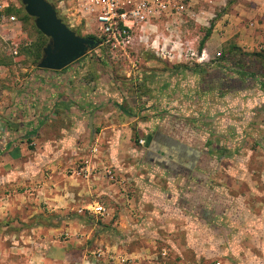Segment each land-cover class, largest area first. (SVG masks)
I'll return each mask as SVG.
<instances>
[{
  "label": "crops",
  "instance_id": "1",
  "mask_svg": "<svg viewBox=\"0 0 264 264\" xmlns=\"http://www.w3.org/2000/svg\"><path fill=\"white\" fill-rule=\"evenodd\" d=\"M187 2L197 16L199 25L205 26L209 20L214 21L204 48V52H208L209 63L213 48L229 50L236 47L245 53L264 54V0ZM6 14L16 17L17 23L12 28L22 32L26 23L21 18L22 15L17 18L18 15L13 13ZM30 18L29 21L34 23V18ZM12 37V47L17 44L19 48L16 55L18 57L20 46L15 41L16 35ZM32 44L33 42H29L26 45L30 47ZM150 63H153L152 60H146L148 67ZM70 67L62 71H50L28 68L22 64L11 69L0 65V171L7 168V176L0 178V185H24L27 187V195L24 197L32 204L30 207L35 214H51L60 218L56 224L39 223L38 226L19 229L10 235L0 232V264H123L120 262L121 258L129 260L126 264H140L153 257L150 256L152 253L147 255L144 246L138 242V246L134 245L133 239L127 236V222L139 215L146 222L140 225L137 221L132 226L150 228L154 234L156 228L164 226L161 217H165V214L162 215L157 209H146L142 204L148 203L146 197L149 196L145 193L146 189L149 190V185L144 184L142 179L133 177L137 181L136 187H139L137 190L133 188L128 191L126 184H121L128 180L127 171L131 169L130 166L121 164L124 157L131 153L141 157V152L148 150L146 146L133 144L136 143L138 133L146 131L144 123L139 121L138 116L129 115L120 101L115 102L109 96V91L105 89L115 87V80L108 77L106 82L96 84L89 72L81 76V73L77 74L76 66ZM143 83L142 81L140 84ZM95 86L105 93L97 96ZM256 93L258 96L252 98L244 93L245 96L242 97L225 99L228 103L233 102V106L239 101L243 104H257L253 106L254 112H247L244 116L250 121L247 122L249 135L264 139V89L259 88ZM221 100L224 104L222 96ZM232 113L233 115L228 116L224 107L221 110V117L217 121L221 138H229L241 130V119L233 111ZM157 123L158 121L153 126ZM97 142L99 153L93 154L92 147ZM225 147L232 145L228 143ZM112 163L120 171L118 179V174L113 173L117 183H110L107 180L109 177L104 178L105 168L115 172ZM17 164L22 165L21 179L16 176ZM136 167L138 163L132 166L133 169ZM89 169L91 172L85 173ZM219 173L220 171L210 177L212 187V179ZM213 190L231 200L219 189ZM129 195H135L141 200V206L135 212L116 207L118 202L125 204ZM7 197L9 196L0 197V217L4 214V203L8 202L12 211L21 209L20 205L13 207L12 200L4 202ZM236 199L238 198L234 197L232 201L237 204ZM95 204L106 209L103 216L88 211ZM171 211L177 214L174 207H171ZM87 213L94 219L90 220L89 225L86 218H83ZM261 216L264 233V211ZM203 226L210 235L207 226ZM254 242L262 248L264 254V241ZM155 244L153 242L151 248L156 247ZM130 245L132 251H128ZM149 247L148 245L146 248ZM100 250L106 254L97 257L96 253ZM220 251L224 253V247ZM225 260L233 263L231 259ZM261 261L254 258L247 264H261Z\"/></svg>",
  "mask_w": 264,
  "mask_h": 264
},
{
  "label": "rangeland",
  "instance_id": "2",
  "mask_svg": "<svg viewBox=\"0 0 264 264\" xmlns=\"http://www.w3.org/2000/svg\"><path fill=\"white\" fill-rule=\"evenodd\" d=\"M49 1L55 6L61 7L60 9L63 13L62 19L78 35L97 38L98 34L93 30L95 27L94 22H87L89 23V29L86 27V18L82 17L81 12H79V0ZM0 4L5 6V10H15L19 7L26 13L25 6L20 0H0ZM12 13L16 16L18 15L17 18L22 15L15 11ZM29 20L23 25L22 32L16 28H12L13 31H3L0 29L1 66L11 69L15 65L19 66L22 64L28 68H37L42 53L37 64L33 65L31 56L27 54L26 51H23L25 48H31V46L27 47V43L33 42L34 44L39 37L35 22L33 23V21ZM210 22L209 20L208 23L210 24ZM209 26L210 25L196 26L194 21L189 25L191 32L190 38L193 41L197 40L195 45H198L199 48L206 30L210 28ZM14 33L16 35L15 41L19 44L21 51L20 55L18 57L16 56L17 58L11 55L12 35L15 36ZM48 42L45 45H47ZM227 51L228 49L216 50L213 48L210 51L212 56L211 62L199 65H211L213 62L220 59L222 54ZM207 53L208 52L204 53L206 61L209 60ZM102 58L101 49L96 48L71 66H76V71L78 72L76 73H81V76L89 72L96 84L101 81L106 82L108 77L117 82L115 87L105 90L109 91L108 94L112 100H115V102L120 101L121 104L124 105L129 115L138 116L139 121L143 122L146 128V131H140V133H138L135 140L136 143H133L135 146L137 144L139 146H146L152 153L165 148L159 141L160 136L155 134V125L153 126L157 121L159 122L158 118L160 115L161 117H177L188 123L197 120L207 130L214 133L212 138L213 141L220 142V144L224 146L228 143L232 145V147H227L230 152L222 159L223 161L219 168L220 173L212 179V188L224 192L225 195L231 198L230 201H232L234 197L238 198L236 199L237 204L235 201H232V203L239 210L240 222L231 221L230 224L232 228L235 229L236 235L234 237L232 235L228 244L225 243L220 236L207 234V229L197 217L181 215L179 212H175L177 213L176 215L172 213L171 207H174L173 203L179 194L183 179L182 175H179L175 181H169L163 174L164 172H159L156 175L149 167L142 165L138 154L131 153V155L128 154L126 158L124 157L121 164L131 167V169L127 171L128 176L126 178L128 179V183H126L127 181L125 183H118L122 185L126 184L125 188L128 191L133 188L137 190L139 187H136L137 181H134L133 177L142 179L144 184L151 186H148L149 190L146 189L147 192H145L149 194V196L146 197L148 198V203L142 204L145 205L146 209H157L162 215L165 214V217H161L164 221V226H161L162 228L160 229L156 228L154 234L151 233L153 230L150 228L145 229L142 226L135 228L133 227L134 225L132 226V224H136L137 221L140 225L146 222L145 219L143 220L141 217H138L139 215L130 218L131 220H129V222L131 223L127 222V236L133 239V244L138 246V242L147 249V255L151 253L150 256L153 255V257L150 258L152 263L149 262L150 259H145L141 261L140 264H218V262H221L220 264H230L225 259H231L233 262L232 264H247L254 258L261 259V264H264L263 250L254 242L255 240L264 241V233L262 230L263 217L261 216L264 211V139H260V137H256L253 134H251L253 136L249 135L247 122L250 121L246 119L247 116H244L247 112H254L253 106L256 103L250 105L248 103L243 104L242 101H239V103L233 106V102L230 101L228 103L225 98L242 97L245 96L244 93L235 95L229 93H206L200 88V80L197 72L192 70V68L196 66L195 64H170L148 53L142 56L139 71L130 73L124 72L125 68H128L129 65H124L122 59L117 63L114 62L110 64ZM146 60H152L153 63H150L148 67ZM67 68L71 67L68 66ZM106 70H109V72H106ZM82 71H86V73H82ZM135 79L141 80L144 83L141 85L137 81L138 84L135 85ZM260 89L262 90L263 88ZM94 91L97 96L105 93L99 91L97 86H95ZM258 91L259 88H255L245 93H247V97L252 98L258 96L256 93ZM221 96L225 100L224 104L221 100ZM223 107L225 114L231 116L233 115V111L234 114H237V117L241 119V130L238 134L235 133L229 138L225 136L223 138L219 137L218 132L219 127L217 126V121L221 117L220 115ZM251 132L253 133V131ZM141 140L144 141L143 144H140ZM96 144L95 146L99 145L98 142ZM184 162L188 163L189 159L184 160ZM136 163H138V167L133 169L132 166H135ZM113 168L115 169L113 173L118 174V179L120 171L116 169L117 167L114 165ZM16 169V176L21 179L23 176V174L20 173L23 171L22 165L17 164ZM3 176H7V168L0 171V178ZM105 177L107 178V176L104 175V178ZM107 180L110 179L108 178ZM115 180L116 179H114L113 182L110 180V183H117ZM26 191L27 187L24 185H16L14 187L4 183L0 185V197L9 196L5 198L4 202L12 200L14 201L13 207H17V205L21 206V209L16 212L9 208L8 202L2 205L4 214L0 217V232H4L5 235H10V233L19 229H30L31 226H38L39 223L48 225L56 224L60 221V218L56 215L50 214L48 216H42L35 214L30 207L32 204L27 202L24 197V195H27ZM140 202L141 200H139L137 196L129 195L125 204H123V202H118L116 207L129 209L135 212L136 209H139V206H141ZM83 218H86L85 220L88 225L91 224L90 220H94L93 216L89 213L83 216ZM217 241H219V243H217ZM153 242H156V247L151 248ZM148 245L150 247L146 248ZM136 246H134V249H136ZM223 247L225 251L221 253L220 249ZM226 249H228V251ZM128 251H132V245L128 247Z\"/></svg>",
  "mask_w": 264,
  "mask_h": 264
},
{
  "label": "trees",
  "instance_id": "3",
  "mask_svg": "<svg viewBox=\"0 0 264 264\" xmlns=\"http://www.w3.org/2000/svg\"><path fill=\"white\" fill-rule=\"evenodd\" d=\"M6 11L22 14L21 18L24 21L31 19L22 8ZM213 22L200 43L201 54L211 35ZM37 33L38 40L31 45V48L23 50L31 56L33 65L39 61L42 50L48 42L40 31L37 30ZM92 38L102 43L100 39ZM98 48L101 49L102 58L105 49L103 46ZM192 70L197 72L200 88L206 93L235 95L255 88L264 89V54L262 53H245L239 48L231 47L211 65L196 64ZM158 119L160 123L155 125V134H161L159 141L165 148L154 153L149 150L142 151L141 164L149 167L156 175L164 172L169 181H175L179 175H182L181 188L174 201L175 210L197 217L207 226L211 235L222 237L228 244L232 235L233 237L236 235L230 223L240 222L239 210L227 197L213 190L209 179L219 171L222 159L230 152L229 148L213 141L214 133L197 120L188 123L177 117H161V115ZM186 159H189L188 163L184 162Z\"/></svg>",
  "mask_w": 264,
  "mask_h": 264
},
{
  "label": "built area",
  "instance_id": "4",
  "mask_svg": "<svg viewBox=\"0 0 264 264\" xmlns=\"http://www.w3.org/2000/svg\"><path fill=\"white\" fill-rule=\"evenodd\" d=\"M78 7L86 18V27L89 29L87 22L95 24L93 30L102 42L99 46L105 49L103 58L110 64L122 59L124 65H129L124 72L139 71L142 56L148 53L170 64L209 63L205 52L201 54L195 45L197 40L190 38L189 25L194 21L199 26V20L186 0H79ZM60 8L56 6L62 18ZM16 23V17L6 14L5 6L0 4V29L8 31ZM205 35L206 32L203 38ZM18 50V45L13 44L11 54L18 55ZM137 81L142 82L134 80ZM143 143L141 140L140 144ZM92 153L98 154L99 147H93ZM90 172L85 170L87 174ZM103 173L110 180L115 179L111 169L105 168ZM88 211L103 216L106 209L95 204ZM105 254L102 250L96 253L97 257ZM120 262L126 264L129 260L121 258Z\"/></svg>",
  "mask_w": 264,
  "mask_h": 264
},
{
  "label": "water",
  "instance_id": "5",
  "mask_svg": "<svg viewBox=\"0 0 264 264\" xmlns=\"http://www.w3.org/2000/svg\"><path fill=\"white\" fill-rule=\"evenodd\" d=\"M20 2L27 15L34 18L36 28L49 39L37 64L38 69L62 71L99 47L94 38L80 36L72 30L49 0Z\"/></svg>",
  "mask_w": 264,
  "mask_h": 264
}]
</instances>
